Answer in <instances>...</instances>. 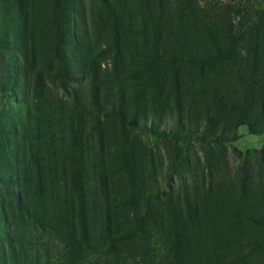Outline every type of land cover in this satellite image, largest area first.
<instances>
[{"label":"rangeland","instance_id":"1","mask_svg":"<svg viewBox=\"0 0 264 264\" xmlns=\"http://www.w3.org/2000/svg\"><path fill=\"white\" fill-rule=\"evenodd\" d=\"M118 255L264 264V0H0V264Z\"/></svg>","mask_w":264,"mask_h":264},{"label":"trees","instance_id":"2","mask_svg":"<svg viewBox=\"0 0 264 264\" xmlns=\"http://www.w3.org/2000/svg\"><path fill=\"white\" fill-rule=\"evenodd\" d=\"M218 13L215 15L216 18L219 17L217 16ZM209 17V20L211 18V16H208ZM175 15L171 14L168 16L167 20H166V23H168L170 26H174V20H175ZM178 21L180 24H184L185 21H186V15L185 14H182L179 16L178 18ZM164 23V17L163 15L161 14V20L159 19V25L163 24ZM229 31L227 33V36L226 38L228 39L229 37L230 38H233V34H238L239 37L241 35H243L242 32H238L235 31V27L230 23V27L228 28ZM230 33V34H229ZM57 57L58 58H61L63 60V54L60 50H57ZM29 215H31V213H29ZM149 242L148 241H143V243L140 244V247L143 248L145 247L147 249V253H149L151 255V257L155 260L156 259V255L154 253H150V246H149ZM158 260H161V259H158ZM127 261V259H125L124 256H121V255H118L115 259H113V262L112 260H110V264H125V262ZM73 264H92V262L86 260L83 256H79L77 258V260H74Z\"/></svg>","mask_w":264,"mask_h":264}]
</instances>
